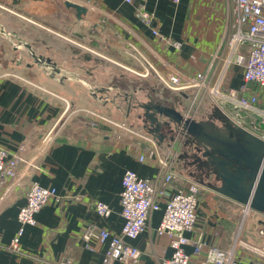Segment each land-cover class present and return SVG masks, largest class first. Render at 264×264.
<instances>
[{
	"label": "crops",
	"instance_id": "obj_1",
	"mask_svg": "<svg viewBox=\"0 0 264 264\" xmlns=\"http://www.w3.org/2000/svg\"><path fill=\"white\" fill-rule=\"evenodd\" d=\"M66 1L83 6L85 12L78 16ZM232 7L233 0H0L5 19H0V145L13 153L18 144H26L16 177L0 182V264H55L62 258L74 264H102L108 242L85 241V227L95 224L120 234L124 219L118 198L124 171L156 178V160L141 162L138 156L172 142L168 132L174 122L149 111L159 122H167L159 141L147 130L148 111L141 105L179 110V95L189 100L192 93L166 90L155 71L189 76L207 71L211 82L216 80L227 56ZM139 9L151 14L149 23L137 16ZM23 30L29 36L21 35ZM52 41L66 50L55 53ZM81 44L110 50L116 58H97ZM31 51L50 63L36 62ZM224 81L239 94H255L257 105L264 107V87L248 83L241 91L239 66L232 65ZM206 97L209 106L201 98L193 103L192 113L191 108L180 112L221 126L215 119L217 107ZM81 112L95 121L123 122L147 138L115 131L107 123H89ZM195 148L183 145L174 168L177 178L167 187L172 194L189 182L199 185L196 221L185 232L190 264H200L210 246L226 249L232 244L239 264H264V213L218 191L220 179L211 167L200 165L205 157ZM32 182L54 187L60 199H50L35 213V223L24 227L17 253L9 244ZM95 201L108 204L111 213L98 215ZM161 213L153 211L135 238H124L139 249L140 264H159L172 253L169 237L156 232Z\"/></svg>",
	"mask_w": 264,
	"mask_h": 264
},
{
	"label": "built area",
	"instance_id": "obj_2",
	"mask_svg": "<svg viewBox=\"0 0 264 264\" xmlns=\"http://www.w3.org/2000/svg\"><path fill=\"white\" fill-rule=\"evenodd\" d=\"M124 1L131 2V0ZM137 16L145 23H149L152 17L143 9L137 10ZM227 28L225 39L227 56L216 80L211 82L207 71L197 72L194 76L180 71L169 74L155 71L156 77L163 86L171 90L190 89L192 105L204 95L208 96L217 109L234 125L264 140V107L257 105L255 94L243 92L247 89L248 83L264 87V0H233ZM154 32L156 33L155 30ZM232 65L242 69L244 85L241 87L243 92L241 94L235 88L225 85V77ZM183 114L189 116L187 113ZM107 122L113 124L117 130L121 129L128 134H140L142 139L147 138L146 135L123 122L110 119H107ZM115 131H113L114 135ZM168 135L171 143L163 148H150L148 152L138 156L141 162L145 159L156 160L159 166L156 178H142L132 169H126L122 175L118 201L124 223L120 234H113L95 224H88L85 227L82 234L85 241L98 239L101 242H108L102 264L116 262L140 264L139 249L126 243L124 238H135L146 228L151 213L157 210H162V213L156 232L159 235H167L172 248L171 255L162 259L159 264H190V255L184 250V246L190 242L185 232L191 230L196 221L199 185L196 182H189L186 189H178L172 194L168 193L167 187L177 178L174 168L179 161L181 148L183 145L193 143L183 128L176 124L174 128H170ZM25 148L26 144L22 142L11 153L0 145V182L16 177L17 166L24 160ZM50 199H60L54 187H45L38 182H32L26 188L25 202L17 214L19 226L9 244L12 251L17 253L21 251L20 238L24 227L35 223V213ZM163 199L164 206L161 207ZM93 205L97 214L102 217H107L111 213V207L102 201H95ZM200 246V244L196 245V251ZM55 264L74 263L70 258H62ZM200 264H239L235 244L226 249L208 247Z\"/></svg>",
	"mask_w": 264,
	"mask_h": 264
},
{
	"label": "water",
	"instance_id": "obj_3",
	"mask_svg": "<svg viewBox=\"0 0 264 264\" xmlns=\"http://www.w3.org/2000/svg\"><path fill=\"white\" fill-rule=\"evenodd\" d=\"M66 4L74 7L78 16L85 12L83 6L69 1ZM31 54L36 62L50 63L48 58L36 56L33 52ZM141 106L148 111L146 116L150 123L147 130L159 141L164 136L160 131L163 125L167 126V122H159L150 110L181 126L196 149H203L205 159L200 161V165L211 167L220 179L218 191L264 213V140L234 125L218 109L215 119L222 123L221 126L185 116L174 107L157 103Z\"/></svg>",
	"mask_w": 264,
	"mask_h": 264
},
{
	"label": "rangeland",
	"instance_id": "obj_4",
	"mask_svg": "<svg viewBox=\"0 0 264 264\" xmlns=\"http://www.w3.org/2000/svg\"><path fill=\"white\" fill-rule=\"evenodd\" d=\"M1 18L0 19H2L3 21H5V19H4V17H2V16H0ZM21 32V31H20ZM27 35V36H29V33L27 32V31H24L23 30V32H21V35ZM52 44L54 45L53 47H56L57 48V51L58 52H56L55 51V53H61L62 51H65L66 50V47H62L61 48V46H59V44L56 42V41H52ZM83 44H81V46H82ZM84 46V45H83ZM82 46V47H83ZM78 47V46H77ZM84 47H89V50L88 49H86V53L87 54H92V55H94V56H96L97 58H100V55H104V56H106L107 58H116V53H113V52H111L110 50H106V49H102L101 51H103V52H101L98 48H96V47H94V48H92L91 46H84ZM61 49H63V50H61ZM122 55H125L124 53H122ZM115 56V57H114ZM118 57H117V59L119 58V57H121V55H117ZM121 60L119 59V61H117V63L118 64H121V65H125L123 62L121 63L120 62ZM121 67V66H120ZM122 68V67H121ZM124 70V69H123ZM88 78L89 77H87V80H88ZM89 79H91V78H89ZM92 80V79H91ZM165 89L166 90H168V91H171V89H169V88H166L165 87ZM179 96H181V102L182 103H180V108H179V111H184L185 109H190L191 108V113L193 112V109H195L194 107V105L195 104H191L192 102H191V99H192V96H190V93H189V100L187 99V98H183L182 97V95H179ZM202 99H204V100H206L205 101V104L207 105V106H209L211 103H210V101L207 99V97L206 96H204V98H202ZM204 102V101H203ZM212 106V105H211ZM182 108H183V110H182ZM199 111V110H198ZM197 111V112H198ZM183 113V112H182ZM81 114H84L83 116H86V121L87 122H89V123H94V124H102V123H107V124H109L110 125V127L112 128L113 127V129H114V126H113V124L111 125L110 123H108L107 122V119H110V118H106V120H105V118H104V120L103 119H100V118H97V120L95 121V120H92V119H90V116L87 114V113H82L81 112ZM189 115H191V114H189ZM198 115V114H197ZM84 120V119H83ZM110 120H112V119H110ZM114 121V120H113ZM116 122V121H115ZM173 128H174V126H172Z\"/></svg>",
	"mask_w": 264,
	"mask_h": 264
},
{
	"label": "flooded vegetation",
	"instance_id": "obj_5",
	"mask_svg": "<svg viewBox=\"0 0 264 264\" xmlns=\"http://www.w3.org/2000/svg\"><path fill=\"white\" fill-rule=\"evenodd\" d=\"M195 146V145H194ZM195 150L197 151V152H203V149L201 148L200 150H197L196 148H195Z\"/></svg>",
	"mask_w": 264,
	"mask_h": 264
}]
</instances>
